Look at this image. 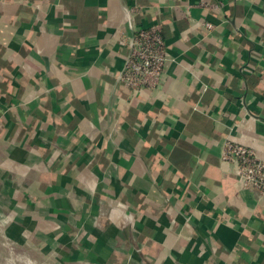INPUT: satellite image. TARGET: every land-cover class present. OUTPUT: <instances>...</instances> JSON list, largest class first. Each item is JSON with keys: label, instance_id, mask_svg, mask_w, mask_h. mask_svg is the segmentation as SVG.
<instances>
[{"label": "crops", "instance_id": "obj_1", "mask_svg": "<svg viewBox=\"0 0 264 264\" xmlns=\"http://www.w3.org/2000/svg\"><path fill=\"white\" fill-rule=\"evenodd\" d=\"M134 5L172 60L153 101L117 78ZM228 140L264 160V0H0L17 264H264V198L222 162Z\"/></svg>", "mask_w": 264, "mask_h": 264}, {"label": "built area", "instance_id": "obj_2", "mask_svg": "<svg viewBox=\"0 0 264 264\" xmlns=\"http://www.w3.org/2000/svg\"><path fill=\"white\" fill-rule=\"evenodd\" d=\"M173 4L182 0H171ZM183 3V2H182ZM138 6H124L127 13V35L120 36L119 43L125 50L123 68L118 74V83L132 95L153 101L160 92L166 70L172 61L168 45L162 36L161 25L137 28L133 14ZM205 27L211 29L210 24ZM221 160L231 168L234 179L244 190L258 198H264V160L255 149L228 140L223 148Z\"/></svg>", "mask_w": 264, "mask_h": 264}, {"label": "rangeland", "instance_id": "obj_3", "mask_svg": "<svg viewBox=\"0 0 264 264\" xmlns=\"http://www.w3.org/2000/svg\"><path fill=\"white\" fill-rule=\"evenodd\" d=\"M22 253L23 252L15 251L13 246L7 244L0 234V264H17L16 259H18Z\"/></svg>", "mask_w": 264, "mask_h": 264}]
</instances>
